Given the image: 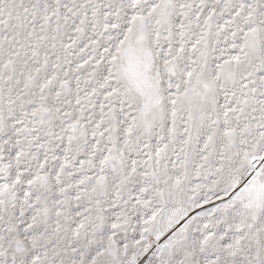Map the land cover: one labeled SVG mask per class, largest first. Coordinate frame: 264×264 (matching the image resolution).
I'll return each mask as SVG.
<instances>
[{
    "label": "snow or ice",
    "instance_id": "snow-or-ice-1",
    "mask_svg": "<svg viewBox=\"0 0 264 264\" xmlns=\"http://www.w3.org/2000/svg\"><path fill=\"white\" fill-rule=\"evenodd\" d=\"M0 264H264V0H0Z\"/></svg>",
    "mask_w": 264,
    "mask_h": 264
}]
</instances>
